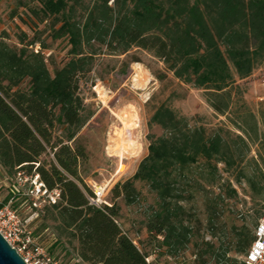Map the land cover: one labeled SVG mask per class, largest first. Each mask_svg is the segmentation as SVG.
Here are the masks:
<instances>
[{"label": "trees", "instance_id": "trees-1", "mask_svg": "<svg viewBox=\"0 0 264 264\" xmlns=\"http://www.w3.org/2000/svg\"><path fill=\"white\" fill-rule=\"evenodd\" d=\"M29 1L36 24L46 23L49 33L42 38L38 29L32 37L21 31L14 42L7 31L0 33V166L8 176L38 173L48 190L59 191L56 202L39 208L30 196L22 197L38 212L29 221L30 227L40 222L33 232L52 227L57 237L49 250L54 254L61 247L70 254L73 249L80 260L76 264H151L149 253L119 222L116 202L123 196L132 203L134 181L141 180L157 197L147 223L152 238L162 237V244L175 250L184 246L191 232L185 202L202 193L207 227L217 239L201 237V263L241 264L238 256L249 250L254 231L237 222L228 228L222 221L226 199L237 197L223 172L236 171L237 181L256 184L243 162L251 143L262 139L242 84L264 64V0ZM57 40L69 48L52 71L53 59L45 50ZM134 47L159 58L181 83L203 89L215 114L226 116L240 132L225 124L193 122L168 102L177 96L171 92L148 118L147 153L137 170L114 185L112 203L97 206L89 200L93 187L80 174L89 153L78 134L93 116L81 82L101 56L126 54Z\"/></svg>", "mask_w": 264, "mask_h": 264}, {"label": "rangeland", "instance_id": "rangeland-1", "mask_svg": "<svg viewBox=\"0 0 264 264\" xmlns=\"http://www.w3.org/2000/svg\"><path fill=\"white\" fill-rule=\"evenodd\" d=\"M28 5L34 4L29 0H0V33L7 31L10 42L16 41V35L21 31H26L32 37L38 29L42 38L48 37L46 23L37 25ZM49 43L51 49L45 51L50 52L53 59H49L53 71L56 67L54 61L58 63L62 60L69 47L64 40ZM242 85L245 87L244 103L255 113L262 139L251 143V151L243 162L246 173L254 177L256 184L253 186L244 178L241 182L237 181L236 171L232 175L223 172L224 177H230L232 186L237 189V197L226 199L221 219L228 228L237 222L247 225L253 232L264 211V64L257 67ZM173 91H176L177 96L168 100ZM80 92L93 111V116L78 134V140L89 153V160L80 167V174L91 187L110 181L105 196L109 203L114 201V185L132 177L140 160L146 155L147 134L150 131L147 121L154 108L163 101L168 100L177 110L192 118L193 122L205 123L208 127L225 124L232 131L240 132L226 116L215 114L204 98L203 89L181 83L159 58L137 47L126 54L98 58L95 69L82 80ZM153 131L161 132L158 127H154ZM220 168L223 171L222 164ZM134 183L137 194L132 203H128L123 196L116 199L121 208L119 222L135 243L149 253L148 261L151 264H203L198 257L197 246L201 237L214 241L217 239L211 236L207 227L208 214L203 194L198 193L195 199L185 202L183 215L191 230L190 240L175 250L162 244V237L155 239L150 236L147 223L157 208L156 193L145 181L135 180ZM28 187L27 182L20 181L16 176H8L0 166V197L4 201L12 198L22 218L35 216L29 202L22 198L26 196ZM31 225L32 229H36L40 227V222ZM34 234L48 248L57 237L52 227L40 228ZM53 252L63 264L80 261L73 249L70 254H66L61 247ZM229 255H233V252ZM243 256H238L240 262ZM207 264H213V260Z\"/></svg>", "mask_w": 264, "mask_h": 264}, {"label": "built area", "instance_id": "built-area-1", "mask_svg": "<svg viewBox=\"0 0 264 264\" xmlns=\"http://www.w3.org/2000/svg\"><path fill=\"white\" fill-rule=\"evenodd\" d=\"M16 178L29 184L25 194L33 199L34 207L39 208L44 202L54 203L59 198V191L48 190L38 173L27 175L23 171H18ZM109 185L110 181L104 185L93 186L94 194L89 197L90 203L97 206L110 204L105 199ZM37 214L38 212L35 211L34 215ZM30 218L21 217L13 207L12 198L4 201L0 197V233L24 261L27 264H61L49 248L39 242L29 225ZM241 264H264V211L255 226L254 239L249 250L244 254Z\"/></svg>", "mask_w": 264, "mask_h": 264}, {"label": "water", "instance_id": "water-1", "mask_svg": "<svg viewBox=\"0 0 264 264\" xmlns=\"http://www.w3.org/2000/svg\"><path fill=\"white\" fill-rule=\"evenodd\" d=\"M0 264H27L0 233Z\"/></svg>", "mask_w": 264, "mask_h": 264}, {"label": "crops", "instance_id": "crops-1", "mask_svg": "<svg viewBox=\"0 0 264 264\" xmlns=\"http://www.w3.org/2000/svg\"><path fill=\"white\" fill-rule=\"evenodd\" d=\"M138 118H139V116H138ZM139 120V119H138Z\"/></svg>", "mask_w": 264, "mask_h": 264}]
</instances>
